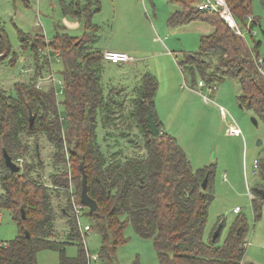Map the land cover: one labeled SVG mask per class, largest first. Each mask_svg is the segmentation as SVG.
Masks as SVG:
<instances>
[{"label":"trees","instance_id":"obj_1","mask_svg":"<svg viewBox=\"0 0 264 264\" xmlns=\"http://www.w3.org/2000/svg\"><path fill=\"white\" fill-rule=\"evenodd\" d=\"M169 1L179 8L170 13L168 26L207 21L213 28L200 36L198 51L185 53L178 66L191 74L197 71L207 85L227 78L236 80L240 107L253 108L264 124V81L253 60L261 54L258 50L261 41H256L251 51L242 35L236 34L218 14L198 11L195 7L198 0ZM224 1L235 21L245 24L250 15V0ZM97 3L86 0L82 7L78 3L62 6L64 15L83 21L80 37L61 32L45 44L43 35L37 34L43 37V46L55 54L58 52L61 60L64 125L53 86L43 90L35 88L37 85L16 82L11 91L0 89V210H6L17 227V235L0 244V264H37L36 254L44 249L58 252V264H89L81 229L87 232L91 227L101 236L98 259L102 264H112L117 246L126 242L123 237L126 223L136 235L152 241L158 264H243L249 226L240 211L235 213L220 244L219 236L214 242L212 235L208 241L203 239L208 207L214 198V171L210 166L193 170L176 140L163 131L155 110L156 78L149 73L141 76L130 103L118 100L120 90L105 93L101 73L107 61L93 45L98 28L90 22L91 13L99 10ZM256 23L259 21L253 18L249 29ZM21 41V47L25 48L24 38ZM29 52L37 64L34 51L30 48ZM12 55L0 25V61ZM48 64L44 62L45 66ZM148 112L159 130L156 136L150 133ZM98 125L105 130L104 139L109 137L119 145L122 141L123 147L120 145L111 153L102 150ZM131 128L140 137L125 140ZM28 138H33L34 149L29 147ZM41 142L50 147L47 182L41 181L43 176L38 173L32 175L36 169L46 168L39 159ZM127 147L129 155L124 154ZM3 151L20 166L18 172L6 167ZM256 159L259 182L250 198L254 221L261 217L264 201L259 193L260 189L264 191V147ZM80 164L86 176L87 194L96 203L92 211L80 203ZM205 178L206 188L202 189ZM79 203L81 213L76 215L73 204ZM81 214L92 225L81 228ZM58 219L62 221L61 228L56 225ZM219 224L223 228V222ZM66 245H76L74 257L65 255Z\"/></svg>","mask_w":264,"mask_h":264},{"label":"rangeland","instance_id":"obj_2","mask_svg":"<svg viewBox=\"0 0 264 264\" xmlns=\"http://www.w3.org/2000/svg\"><path fill=\"white\" fill-rule=\"evenodd\" d=\"M97 2L99 10L92 12L90 16V22L98 28L94 47L124 52L133 59L132 62L119 65L105 63L101 73L105 93L112 89L120 90L118 100L130 103L134 98L133 89L140 84L141 76L149 73L156 78L154 101L163 129L182 148L193 170L210 166L214 171V198L208 207L204 241H208L216 226L223 222L218 238L220 244L236 217L233 210L238 207L249 226L243 264H264V201L261 217L257 221H254L250 208L251 194L259 182L257 173L253 174L252 165L264 147V124L255 115L253 108L240 107L237 102L240 89L236 80L227 78L207 85L197 71L191 74L178 66L185 53L198 51L200 36L210 33L212 25L207 21H192L168 26L170 13L179 8L169 0ZM75 3L82 7L86 0H0V25L14 54L0 61V89L11 91L14 83L23 82L24 85H38L39 88L48 90L51 81L47 77L50 74L55 89L59 90L62 82L59 74L62 69L61 60L47 46H43L42 40L44 37L46 44L56 33L61 32L75 37L83 34V21L62 13L63 5ZM250 15L259 24L256 23L251 29L249 25L244 27L242 22L237 24L250 50L253 51L254 43L259 40L261 45L258 50L263 54L264 0H250ZM213 17L214 20L218 19ZM21 38H24L25 48L21 47ZM30 48L39 60L37 64L31 57ZM46 51H49L50 58L47 66L44 65L48 61ZM34 66L37 67L36 71ZM38 74L40 76L37 78ZM56 99L60 120L64 125L63 97L58 94ZM252 118L257 125L252 123ZM229 126L239 129L241 134L230 136L227 132ZM135 135L140 137L137 130L131 128L130 135L124 139H134ZM97 137L102 150H107V153L124 145L122 141L120 145L114 143L109 137L104 139L105 130L100 127L97 129ZM28 139L29 147L34 149L33 138ZM257 140L262 141L261 145H256ZM38 149L39 159L46 165L50 147L47 142H41ZM129 149L125 148L124 154L129 155ZM33 163L37 164L36 159ZM40 169H36L37 172L32 175L38 173L40 177L43 176L41 181L47 182V165L43 171ZM37 177L36 175V179ZM72 183L74 190L73 180ZM262 185L264 186V182ZM56 203L54 200L55 208ZM80 224L82 228L83 225H92V222L81 214ZM56 225L58 228L62 227L61 219L57 220ZM81 232L84 234L83 243L90 258L89 264H102L98 259L100 233L95 227L87 232L81 229ZM16 235L15 222L6 210H0V244ZM123 237L126 242L117 246L112 264H158L150 239L136 235L127 223ZM76 254V245L65 246L67 257H74ZM58 260V252L55 250H39L36 254L37 264H58Z\"/></svg>","mask_w":264,"mask_h":264},{"label":"built area","instance_id":"obj_3","mask_svg":"<svg viewBox=\"0 0 264 264\" xmlns=\"http://www.w3.org/2000/svg\"><path fill=\"white\" fill-rule=\"evenodd\" d=\"M195 7L198 11H205L211 13L214 12L218 14V16L221 17L226 22V24L236 32V34L242 35L241 28L238 26L237 22L235 21L232 13L230 12L224 0H199L198 3L195 5ZM252 20H253L252 16L247 15L244 21L245 24H243V26L245 27L246 25H249L250 27V23ZM55 55L57 56L58 52H56ZM46 56L49 62L50 60L49 51H46ZM102 58L105 61L115 65L128 63L131 60V58L126 53L120 51H111V50L103 51ZM253 60L259 76L264 78V53L254 56ZM49 69H50V65H49ZM47 78H49L48 81H51V85L49 86H53L55 96L57 97L58 94L62 96L64 93L62 82L59 90H56L52 82V75L49 74ZM199 85H202V83L199 82ZM37 88H39L38 85ZM227 132L230 136H239L241 134V131L233 126H229ZM257 166H258V160L254 159L252 165L253 174L257 173ZM74 198L75 195L72 194V200ZM81 207L82 205L80 203L73 204V209L76 215L81 213ZM239 211L240 209L238 207H235V209L233 210L234 213H237ZM84 230H88V227L84 226Z\"/></svg>","mask_w":264,"mask_h":264},{"label":"water","instance_id":"obj_4","mask_svg":"<svg viewBox=\"0 0 264 264\" xmlns=\"http://www.w3.org/2000/svg\"><path fill=\"white\" fill-rule=\"evenodd\" d=\"M252 123L254 125H257V122L254 118L251 119ZM32 122H33V116L30 115L29 116V123L30 125H32ZM147 122H148V125L150 127V133L151 135L153 136H156L158 133H159V130L157 129V127L155 126V123L153 122L152 120V116H151V113L148 112L147 114ZM262 141L261 140H257L256 141V145L259 146L261 145ZM3 159H4V163L6 165L7 168H9V170L11 172H18L20 170V166L15 164L12 160H11V157L7 155V153L5 151H3ZM79 170H80V173H81V179H80V184H81V190H80V203L87 207L89 210H95L96 208V203L94 200H92L88 194H87V184H86V176H85V172L83 170V167H82V164L79 165ZM206 183H207V180L206 178L202 181L201 183V187L202 189H205L206 188ZM259 193L264 196V191L263 190H259ZM21 213L23 215V210H21ZM221 224H218L217 227L215 228L213 234H212V241L214 242L216 240V238L219 236L220 234V231H221ZM25 236L26 237H29V235L27 234V232L25 233Z\"/></svg>","mask_w":264,"mask_h":264},{"label":"crops","instance_id":"obj_5","mask_svg":"<svg viewBox=\"0 0 264 264\" xmlns=\"http://www.w3.org/2000/svg\"><path fill=\"white\" fill-rule=\"evenodd\" d=\"M198 1H199V0H198ZM198 1L196 2V4L198 3ZM196 4H195V5H196ZM205 35H206V34H205ZM105 50H108V49H105ZM105 50H101V51L103 52V51H105ZM130 58H131V57H130ZM132 61H133V59L131 58V60H130L129 62H132ZM129 62H128V63H129ZM107 64H109V65H115V64H111V63H109V62H107ZM118 65H119V64H118ZM140 78H141V77H140ZM155 110H156V108H155ZM156 115H157V118H158L157 110H156ZM158 120H159V118H158ZM159 121H160V120H159ZM161 125H162V123H161ZM99 127L102 129V126H101V125H98V128H99ZM98 128H97V129H98ZM162 129H163V127H162ZM163 131H165V130L163 129ZM105 135H106V134H105ZM252 171H253V168H252ZM251 211H252V210H251ZM233 213H234V212H233ZM252 214H253V213H252Z\"/></svg>","mask_w":264,"mask_h":264}]
</instances>
